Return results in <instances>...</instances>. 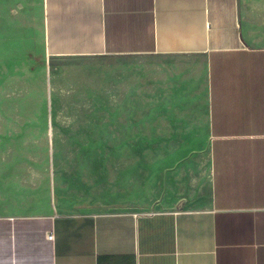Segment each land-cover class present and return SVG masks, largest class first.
Wrapping results in <instances>:
<instances>
[{
    "label": "rangeland",
    "instance_id": "rangeland-1",
    "mask_svg": "<svg viewBox=\"0 0 264 264\" xmlns=\"http://www.w3.org/2000/svg\"><path fill=\"white\" fill-rule=\"evenodd\" d=\"M44 0H0V217L202 206V55L50 57ZM241 2L264 46V0Z\"/></svg>",
    "mask_w": 264,
    "mask_h": 264
},
{
    "label": "crops",
    "instance_id": "crops-1",
    "mask_svg": "<svg viewBox=\"0 0 264 264\" xmlns=\"http://www.w3.org/2000/svg\"><path fill=\"white\" fill-rule=\"evenodd\" d=\"M43 7L50 57H204L210 194L170 210L0 217V264H264V46L244 43L241 2Z\"/></svg>",
    "mask_w": 264,
    "mask_h": 264
},
{
    "label": "built area",
    "instance_id": "built-area-1",
    "mask_svg": "<svg viewBox=\"0 0 264 264\" xmlns=\"http://www.w3.org/2000/svg\"><path fill=\"white\" fill-rule=\"evenodd\" d=\"M47 239H48V240H52V239H53V235H52V234H48V235H47Z\"/></svg>",
    "mask_w": 264,
    "mask_h": 264
}]
</instances>
